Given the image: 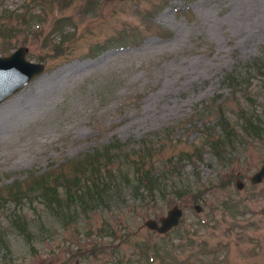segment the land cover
<instances>
[{
    "label": "rangeland",
    "instance_id": "1",
    "mask_svg": "<svg viewBox=\"0 0 264 264\" xmlns=\"http://www.w3.org/2000/svg\"><path fill=\"white\" fill-rule=\"evenodd\" d=\"M46 2L0 0L13 18L3 22L20 28L0 36V56L24 45L45 64L0 103V264H264V179L249 181L264 164V136L240 138L222 156L206 139L241 106L264 116V73L249 74L252 101L223 81L264 58V0ZM26 5L33 16L23 25ZM111 142L117 156L175 170L164 197L134 199L132 167L119 157L105 202L82 215L63 216L34 194L11 198L12 183L26 189L41 174L71 180L77 159ZM173 205L182 209L175 229L143 224Z\"/></svg>",
    "mask_w": 264,
    "mask_h": 264
},
{
    "label": "trees",
    "instance_id": "2",
    "mask_svg": "<svg viewBox=\"0 0 264 264\" xmlns=\"http://www.w3.org/2000/svg\"><path fill=\"white\" fill-rule=\"evenodd\" d=\"M32 2H36L40 6L47 3L46 0H32ZM17 16L21 18L23 25H27L29 18L33 16V12L26 5V9L22 10ZM12 19V13L0 14V36L14 37L20 31L19 27L12 24L8 26L7 23L3 22H10ZM107 46H109L108 43L99 50ZM99 50L95 49L94 51L97 52ZM256 70L261 72V74L264 73V58L253 60L245 68V73L243 74L235 71L226 73L223 81L235 93L237 92L247 98V100L252 101L246 81L249 79V74ZM262 115L255 109L252 110L241 106L237 114V121L233 124L225 118L224 114H221L218 119V134L212 137L214 139L210 138L211 135H209L206 138L207 142L211 141L210 147L214 153L217 156H222L225 155L224 148H226V145L230 146L235 141H240V138L260 139L264 136V116ZM120 146L117 142H111L104 145L101 149H95L93 152L86 153L77 159L74 165L76 174L73 175L71 180H67L63 174L56 176L51 172L36 176L33 183L26 189L21 187L18 182L12 183L16 190L10 191L11 198L20 199L27 197V194H34L47 208L59 211V214L63 216V212L82 215L97 209L100 204L105 202L106 193L108 192L106 177L108 179L116 178L114 166L109 165H112L119 157H124L132 167V179L130 180L127 177L126 182L130 183L134 199L143 202L147 199V196L151 198L157 195L164 197L167 184L172 182L176 173L175 170L156 169L151 163L147 166L146 160L132 158L133 155L128 152L117 156ZM59 180L65 181L64 185H67V187H60L58 183L61 182ZM53 182L57 184H52ZM185 191V189L183 190L180 187L179 189L174 187L171 192L176 196H181ZM3 199L6 200V197L1 195L0 200ZM13 223L20 230H23L25 224H27L20 214H15Z\"/></svg>",
    "mask_w": 264,
    "mask_h": 264
},
{
    "label": "water",
    "instance_id": "3",
    "mask_svg": "<svg viewBox=\"0 0 264 264\" xmlns=\"http://www.w3.org/2000/svg\"><path fill=\"white\" fill-rule=\"evenodd\" d=\"M27 51L26 46L20 45L10 54L0 56V103L22 89L35 77L43 74L45 64L27 59ZM263 179L264 164L251 175L249 181L254 185L262 182ZM235 185L237 189H241L244 183L237 179ZM194 208L197 212L201 210L199 205H195ZM181 216L182 209L173 205L164 216H160L157 220L146 219L143 224L150 230L165 234L179 224Z\"/></svg>",
    "mask_w": 264,
    "mask_h": 264
}]
</instances>
